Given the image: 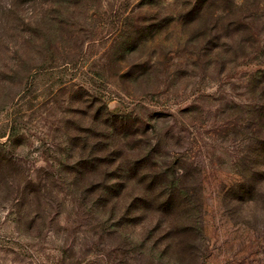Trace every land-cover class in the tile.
Segmentation results:
<instances>
[{
    "label": "rangeland",
    "instance_id": "rangeland-1",
    "mask_svg": "<svg viewBox=\"0 0 264 264\" xmlns=\"http://www.w3.org/2000/svg\"><path fill=\"white\" fill-rule=\"evenodd\" d=\"M198 1L0 0V264H264V179L225 196L264 174V0ZM120 118L203 204L175 215L185 239L105 213L99 174L71 173Z\"/></svg>",
    "mask_w": 264,
    "mask_h": 264
},
{
    "label": "trees",
    "instance_id": "trees-1",
    "mask_svg": "<svg viewBox=\"0 0 264 264\" xmlns=\"http://www.w3.org/2000/svg\"><path fill=\"white\" fill-rule=\"evenodd\" d=\"M198 2L203 1L199 0ZM123 124L121 118L113 120L112 123L105 121L102 133L97 135L99 137L96 139L104 142L103 147H99L97 142L93 143L95 149L101 148L99 151H102L103 155L101 158H97L92 154L94 151L87 154V149H83V155L81 159L75 161L76 165L70 169L71 173L75 176L76 181L88 174L91 176L99 174L102 183H97L98 194L100 202H102L101 207L106 210H104L105 213H110V215H167L164 219L158 220L157 231L170 234L175 239H185L187 230H191L192 227L189 226L188 220H181L183 222L178 223V217L175 215H200L203 212V204L194 207L193 203L186 202L188 188L184 183L181 184V179L183 181L185 176L177 177L173 170L181 168L177 167L178 163L172 164L170 169L161 173L157 170H161L162 167L158 164L151 165L153 163L146 156L140 154L137 158L131 151L133 149L129 148L127 139H123L126 138L123 133L124 128L120 127ZM113 138L118 139L117 144L112 143ZM79 140L73 139L76 143H79ZM262 144L259 146L264 152ZM154 152L155 149H152L151 153ZM97 161H99V166L96 168ZM235 175L237 181L228 188L225 193L226 197L238 196L236 199L240 201H253L260 197L258 185L254 183L259 179H264L263 173L256 174L252 168H248L244 172H236ZM78 181L80 182V180ZM108 182L113 183L108 185ZM93 185L92 187H94ZM77 189L82 195L89 194L91 190L89 187L80 188V186ZM171 215L177 218V222ZM135 219L136 217L130 218L131 224ZM144 222L152 223L153 221L147 218ZM183 243L180 241L178 245L181 246Z\"/></svg>",
    "mask_w": 264,
    "mask_h": 264
}]
</instances>
